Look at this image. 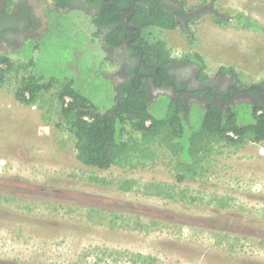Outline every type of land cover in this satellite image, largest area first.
I'll use <instances>...</instances> for the list:
<instances>
[{
  "label": "rangeland",
  "instance_id": "374dc122",
  "mask_svg": "<svg viewBox=\"0 0 264 264\" xmlns=\"http://www.w3.org/2000/svg\"><path fill=\"white\" fill-rule=\"evenodd\" d=\"M179 1L185 10L209 8L184 29L161 35L170 55L198 54L209 75L230 68L240 86L264 83V30L245 29L233 18L242 15L264 29V0ZM31 4L39 33L61 20L60 34L32 43L34 56L29 48L4 55L12 70L0 80V264H264V141L214 143L196 175L181 181L178 169L190 160L159 141L134 169L82 165L61 124L54 86L30 103L15 100L19 81L33 72L20 54L38 56L43 76L59 82L91 69L97 76L106 55L82 13L61 16L46 0ZM214 16L231 20L217 24ZM92 78H82L85 88L94 86L86 96L104 113L116 92ZM166 100L151 105L155 117L164 116ZM201 113L191 106L189 125ZM127 181L131 190H121Z\"/></svg>",
  "mask_w": 264,
  "mask_h": 264
},
{
  "label": "trees",
  "instance_id": "16d2710c",
  "mask_svg": "<svg viewBox=\"0 0 264 264\" xmlns=\"http://www.w3.org/2000/svg\"><path fill=\"white\" fill-rule=\"evenodd\" d=\"M147 1L148 10L139 8L136 11V19L142 33L144 65L154 69L155 66L163 65L168 60L176 63L187 60L196 64L202 72L204 63L198 54L190 53L169 57V54L164 51V42L161 40L162 32L176 28L182 29V25L176 21L177 14H170L162 11L163 8H158L157 0ZM172 1L184 8L183 2ZM63 4L64 7L67 6V0H64ZM194 9L196 8L190 10ZM214 18L215 23L222 25L231 20V18L222 19L217 16ZM233 18L245 29L257 32L264 30L256 21L242 15H236ZM95 21L98 32L101 33L102 25L99 17ZM56 22H58L57 29L47 33L46 36L59 37L61 20H56ZM43 39L42 42H46V37ZM116 44L120 43L116 42ZM32 48H38V45H32ZM76 54L79 55V53ZM20 55L27 66L32 67L33 72L19 81L18 88L14 92L15 100L20 103H30L39 93L49 91L54 86L57 89V99L60 103L61 124L73 138L76 160L86 167L107 170L111 167L134 169L143 166L145 160L151 158L148 146L159 141L175 156L178 155L182 159L186 157L190 160L189 164H183L182 168L178 169V180L181 181L187 175H196L198 169L201 168L203 158L212 150L214 143L223 142L243 146L264 141V110L258 113L247 107V111L242 112L238 110L240 105L226 110L212 107L201 113L202 117L197 122L198 124L189 125L181 115V106L177 102L168 101L164 116L157 118L148 107L149 102L143 92L133 87H124L116 90L120 97L118 105L113 103L107 111L99 113L96 111V106L86 96L88 92H95L94 86L85 88L82 78L85 75L88 78L95 76L94 80L99 81L102 80L101 75H93L91 69V75L85 72L81 75L82 77L66 78L63 82H59L54 77L45 78L43 76L44 72L41 71V60L38 56L33 61L34 57L27 52ZM11 70L10 61L6 56L0 55V80L3 73ZM220 72L234 74L230 68H220ZM98 89H104L103 85H99ZM244 116L248 120H244ZM85 118L88 120L86 121ZM229 133L232 136H229ZM131 184L129 181L124 182L120 189L130 191ZM157 195L165 196L161 193Z\"/></svg>",
  "mask_w": 264,
  "mask_h": 264
},
{
  "label": "flooded vegetation",
  "instance_id": "af4514ba",
  "mask_svg": "<svg viewBox=\"0 0 264 264\" xmlns=\"http://www.w3.org/2000/svg\"><path fill=\"white\" fill-rule=\"evenodd\" d=\"M46 1L51 6V12L61 16H64L65 12H75L87 17L85 24L92 29V36L97 39L98 46L106 55L99 65L97 76L101 75L104 84L107 83L113 92L124 87L138 89L145 94L150 109L157 98L164 96L167 103L173 100L181 106V115L185 120V115L190 114L193 105L202 107V112L212 107L226 110L239 105H246L258 113L264 110L262 83L240 86L237 85L234 74L219 73L218 70L209 75L205 70L200 72L196 64L187 60L179 63L168 60L154 69L145 66L142 33L136 19V11L139 8L148 10L147 0H67L65 7L64 0ZM157 1V7L163 8L162 11L177 14L176 21L181 23L182 29L187 27L199 12L209 8L204 5L200 9L187 11L172 0ZM97 17L102 25L101 33L96 27ZM40 27L31 0L0 2V55L33 49L32 41L42 42L46 37L44 33H39ZM169 31L165 30L162 34ZM93 37L90 36L91 39ZM161 40L163 41V37ZM116 42L120 44L117 45ZM91 44L94 48V43ZM164 47V51L169 54L165 43ZM36 49L38 48L30 50L33 56L38 52ZM30 52L27 53L31 55ZM171 56L169 54V57ZM119 100L120 97L116 93L114 105H118Z\"/></svg>",
  "mask_w": 264,
  "mask_h": 264
},
{
  "label": "built area",
  "instance_id": "2783aa9c",
  "mask_svg": "<svg viewBox=\"0 0 264 264\" xmlns=\"http://www.w3.org/2000/svg\"><path fill=\"white\" fill-rule=\"evenodd\" d=\"M2 67V66H1ZM67 99V98H66ZM67 101H68V99H67ZM85 120L87 121L88 119L87 118H85ZM230 136H232V134H229Z\"/></svg>",
  "mask_w": 264,
  "mask_h": 264
},
{
  "label": "clouds",
  "instance_id": "9594fccd",
  "mask_svg": "<svg viewBox=\"0 0 264 264\" xmlns=\"http://www.w3.org/2000/svg\"><path fill=\"white\" fill-rule=\"evenodd\" d=\"M88 119V118H87Z\"/></svg>",
  "mask_w": 264,
  "mask_h": 264
}]
</instances>
